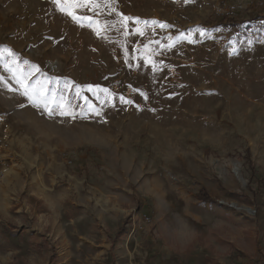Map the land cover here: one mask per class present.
<instances>
[{
  "label": "rangeland",
  "instance_id": "1",
  "mask_svg": "<svg viewBox=\"0 0 264 264\" xmlns=\"http://www.w3.org/2000/svg\"><path fill=\"white\" fill-rule=\"evenodd\" d=\"M111 2L0 0V264H264V0Z\"/></svg>",
  "mask_w": 264,
  "mask_h": 264
},
{
  "label": "snow or ice",
  "instance_id": "2",
  "mask_svg": "<svg viewBox=\"0 0 264 264\" xmlns=\"http://www.w3.org/2000/svg\"><path fill=\"white\" fill-rule=\"evenodd\" d=\"M54 2L57 4V6L60 7V10L62 12H66L69 16L72 17L74 21L77 23H83V21H87L89 26H93L94 30L96 31L97 35H101L103 31H106L109 27L106 23L102 24L99 20H96L94 16H82L79 14L80 9L87 8L88 10L92 11L94 15L98 12V10L102 7H108L111 8L113 12H115V8L113 7V4L111 0H54ZM121 19L120 23L123 25H127V22L132 20L133 18L123 16V14H118ZM137 23H143L145 25L151 23L153 25L159 24L160 27H170L169 25L162 24L159 21H140L139 18H135ZM138 32H140V29H137ZM140 34H143L140 32ZM201 35H203V32L201 31ZM187 38V37H185ZM249 43H252L249 41ZM172 45L169 44L168 47H171ZM5 52H7L10 56L13 57V61L15 62V55L12 53L11 49H5ZM235 53V49H234ZM35 67V66H34ZM35 71H39L38 67H35ZM18 83H20L21 87L24 89L22 95L28 97L30 103H32L34 106L38 108H42L43 112H46L49 117H52L56 114H59L60 116H68L72 119H76V114L70 104V102L66 101L63 96L59 98V101H56L55 99H49V93L48 89L43 86L39 85L38 87L34 88L30 86V82L28 80L27 76H20L18 77ZM39 83V82H38ZM72 82L66 83V88L71 84ZM89 90H92V86H88ZM80 86H77V94L80 93ZM101 91H104L105 93H108L107 89H101ZM109 96H111V93H108ZM147 97L145 96V99ZM124 98L121 97V100ZM86 100V98H85ZM125 103H132V101H124ZM55 104V107L52 105ZM97 115H100V112H96Z\"/></svg>",
  "mask_w": 264,
  "mask_h": 264
},
{
  "label": "trees",
  "instance_id": "3",
  "mask_svg": "<svg viewBox=\"0 0 264 264\" xmlns=\"http://www.w3.org/2000/svg\"><path fill=\"white\" fill-rule=\"evenodd\" d=\"M221 24L224 25V26H227L228 22H224V23H221ZM263 262H264V256H263Z\"/></svg>",
  "mask_w": 264,
  "mask_h": 264
}]
</instances>
